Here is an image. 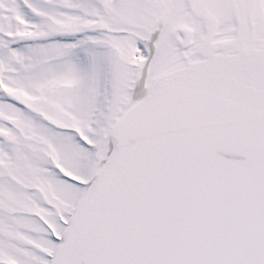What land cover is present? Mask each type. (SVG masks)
<instances>
[{"label":"snow or ice","instance_id":"6c2138e0","mask_svg":"<svg viewBox=\"0 0 264 264\" xmlns=\"http://www.w3.org/2000/svg\"><path fill=\"white\" fill-rule=\"evenodd\" d=\"M0 264H264V0H0Z\"/></svg>","mask_w":264,"mask_h":264}]
</instances>
